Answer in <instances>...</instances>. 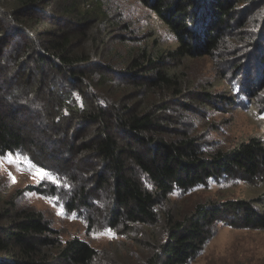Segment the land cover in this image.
Returning <instances> with one entry per match:
<instances>
[{
    "label": "trees",
    "instance_id": "16d2710c",
    "mask_svg": "<svg viewBox=\"0 0 264 264\" xmlns=\"http://www.w3.org/2000/svg\"><path fill=\"white\" fill-rule=\"evenodd\" d=\"M137 1L170 29L174 50L132 46L133 33L111 0H0V154L27 156L58 182L0 196V264H188L233 211L241 217L232 227L264 230L253 201L208 199L184 211L169 205L174 189L223 174L253 180L264 168V144L251 137L227 149L203 148L208 131L186 114L195 103L207 109L211 94L199 99L159 67L227 53L244 70L227 76L236 95L247 92L264 111V0ZM42 138L55 148L52 157L42 148L32 154ZM29 191L66 194V213L86 223V233L107 229L135 248L121 255L77 236L63 241L40 211L15 202Z\"/></svg>",
    "mask_w": 264,
    "mask_h": 264
},
{
    "label": "rangeland",
    "instance_id": "374dc122",
    "mask_svg": "<svg viewBox=\"0 0 264 264\" xmlns=\"http://www.w3.org/2000/svg\"><path fill=\"white\" fill-rule=\"evenodd\" d=\"M111 1L112 8L116 9L122 20L128 23L134 39L131 45L136 49L144 48L150 53L157 54L176 48V40L170 29L148 7L143 6L137 0ZM229 32L235 33V30L225 33ZM234 61V57L226 53L220 56H186L180 60L166 61L164 65L159 66L161 69L178 75L184 81V85L195 90L194 93L199 99L205 93L211 94L207 109L195 103L197 113L186 114V118L194 121L195 126L200 129L206 128L208 131L209 143L203 148L210 145L207 147L209 150L231 148L251 137L259 139L264 144V111L254 99L248 96L247 92H241L237 96L236 92L239 88L233 82L230 84V80L227 79L231 73L240 76L244 71L235 69ZM250 68L254 76V71L257 69L256 60L250 63ZM40 148L47 157L50 155L52 157V152L55 150L42 138L31 148L34 157H38ZM53 160L55 159H47L49 162ZM31 162L35 165L33 161ZM35 166L29 169L22 162L0 163V196L6 198L15 196L18 189L27 185L38 186L44 183L46 186L51 183L47 179L33 178L30 173H35L37 168L42 169ZM71 170L74 169L71 168ZM9 173L12 174L15 183L9 179ZM52 176L56 180L55 175L52 174ZM139 178L145 189L153 190V184L146 176L140 174ZM83 182L84 178L79 179L78 177L76 186L79 188ZM55 184H58L57 180ZM263 193L264 168L251 181L231 179L223 174L218 178H210L206 184L195 186L188 191L174 189L168 196V200L169 205L176 211L188 210L196 203L208 199L219 202L246 200L253 201L255 209L259 213H264ZM103 194L107 197L109 191H103ZM15 202L21 207L29 206L40 211L46 220H50V226L60 231L63 241L77 236L98 250L118 249L121 255H127V248L131 249V245L135 248L133 241L110 234L107 229H101L96 233H86V223L73 213H66L65 206L68 196L64 193L50 197L29 191L23 198L15 197ZM103 215L104 210L95 217L99 224H103ZM240 217L241 213L238 211L231 212L227 219L221 217L204 250L188 264H264V230L232 227L230 223L239 220Z\"/></svg>",
    "mask_w": 264,
    "mask_h": 264
},
{
    "label": "snow or ice",
    "instance_id": "6c2138e0",
    "mask_svg": "<svg viewBox=\"0 0 264 264\" xmlns=\"http://www.w3.org/2000/svg\"><path fill=\"white\" fill-rule=\"evenodd\" d=\"M2 162H7L9 164H16V163H24L26 165V167H28L29 169H33L36 166L32 164V162L29 160V158L27 156H23L21 154H13V153H3L0 154V163ZM33 178H40V179H47L49 180L51 183H56L55 178L52 176L51 173L44 171L42 169H36L35 173H30ZM9 179H11L13 181V183H15V179L12 177V174L9 173ZM59 214V213H58Z\"/></svg>",
    "mask_w": 264,
    "mask_h": 264
}]
</instances>
